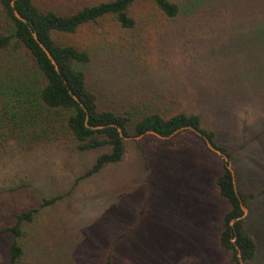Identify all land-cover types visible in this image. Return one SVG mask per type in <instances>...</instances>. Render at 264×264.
Here are the masks:
<instances>
[{
    "label": "rangeland",
    "instance_id": "rangeland-1",
    "mask_svg": "<svg viewBox=\"0 0 264 264\" xmlns=\"http://www.w3.org/2000/svg\"><path fill=\"white\" fill-rule=\"evenodd\" d=\"M170 1L181 9L174 19L141 0L134 29L107 17L66 39L91 56L84 71L100 108L166 104L214 132L236 189L254 195L243 202L256 244L246 264H264V0ZM25 53L0 54V88L22 77ZM124 141L120 163L74 186L105 150L79 152L65 132L49 142L0 138V228L37 210L21 227L19 264H235L219 244L229 211L215 185L222 159L190 131ZM13 240L0 234V264Z\"/></svg>",
    "mask_w": 264,
    "mask_h": 264
},
{
    "label": "trees",
    "instance_id": "trees-1",
    "mask_svg": "<svg viewBox=\"0 0 264 264\" xmlns=\"http://www.w3.org/2000/svg\"><path fill=\"white\" fill-rule=\"evenodd\" d=\"M14 1V8L11 2ZM141 0H0V54L6 51H24L28 65L18 78L0 88V138H9L21 143L54 141L62 132L78 143L79 152L103 149L92 166L83 176L76 179L74 186L83 178L99 173L104 167L118 164L125 154V138L139 137L152 131L168 138L178 130L199 132L230 161V154L214 141L213 131L203 127L196 114L176 112L168 114L163 106L153 102L139 106L131 104L122 110L100 108L96 94L87 85L85 66L91 61L89 52L70 44L67 36L74 34L83 25L94 24L104 18L113 19L122 29L136 27L132 10ZM153 8L166 19L181 14L178 4L170 0H149ZM14 11L26 20L14 16ZM32 32L46 47L57 64L51 61L34 40ZM75 96L79 102H77ZM197 136V135H196ZM198 137V136H197ZM200 138V137H199ZM202 140V138H200ZM223 171L215 185L219 196L229 204L219 236L220 247L231 254V262L246 264L256 254V244L242 217L241 203L253 198L234 190L233 175L222 160ZM63 196L42 199L41 207L52 206ZM37 210H29L14 216V223L0 228V234L11 233L14 237L9 247L8 263L19 264L23 247L18 243L22 236L21 227L33 220ZM234 221L233 225L230 222ZM235 240L234 242L232 240ZM105 264H112L110 256Z\"/></svg>",
    "mask_w": 264,
    "mask_h": 264
},
{
    "label": "water",
    "instance_id": "water-1",
    "mask_svg": "<svg viewBox=\"0 0 264 264\" xmlns=\"http://www.w3.org/2000/svg\"><path fill=\"white\" fill-rule=\"evenodd\" d=\"M11 7L14 8V1L11 2ZM14 16L22 21V22H26V20L24 18H22L18 12L14 11ZM32 36L34 38V40L39 44L40 48L43 50V52L46 54V56L48 57V59L51 61L52 65L54 66L55 70L58 71V67H57V64L55 63L54 59L52 58V56L50 55L49 51L46 49V47L38 40V37L36 35V33L32 32ZM73 98L79 102V100L73 96ZM179 131H182V130H178L176 131L174 134L178 133ZM118 132H119V135L120 137H122L124 140H127L128 138H125L122 133H121V130L118 129ZM198 137L202 138V140L204 141L206 147L208 148V150H210L212 153H214L216 156L220 157L226 164H227V169L231 172V174L233 175V170H232V167H231V162L229 161V159L226 157V155H224L220 150H218L217 148H215L209 141L208 139H206L205 137H203L199 132L197 131H193ZM146 134H151V135H154L156 136L157 138H160V139H165L163 137H160L159 135H157L155 132H152V131H149L147 132ZM172 136V135H171ZM169 136V137H171ZM141 136L139 137H136V139H139ZM233 184H234V190L236 192V195L238 196V192H237V189H236V185H235V182H234V177H233ZM239 197V196H238ZM241 207V210H242V217L238 218L237 220H241L244 218V215L246 214L247 212V209L244 207V205L241 203L240 205ZM234 221H231L230 222V225H233ZM233 242L235 241L234 239L232 240ZM237 249V257H238V261H239V264H244V262L241 260V256H240V253H239V250L238 248L236 247Z\"/></svg>",
    "mask_w": 264,
    "mask_h": 264
}]
</instances>
